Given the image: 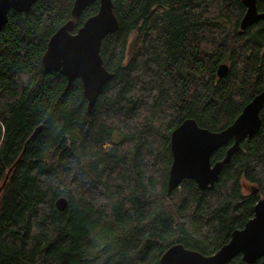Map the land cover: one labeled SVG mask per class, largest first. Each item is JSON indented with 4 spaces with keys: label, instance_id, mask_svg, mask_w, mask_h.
<instances>
[{
    "label": "trees",
    "instance_id": "obj_1",
    "mask_svg": "<svg viewBox=\"0 0 264 264\" xmlns=\"http://www.w3.org/2000/svg\"><path fill=\"white\" fill-rule=\"evenodd\" d=\"M74 1L37 0L0 27V264H159L174 244L214 254L264 196V107L212 189L184 179L168 193L170 135L188 118L222 131L264 89V19L241 30V0H112L119 28L100 49L112 77L88 112L81 81L42 64Z\"/></svg>",
    "mask_w": 264,
    "mask_h": 264
},
{
    "label": "water",
    "instance_id": "obj_2",
    "mask_svg": "<svg viewBox=\"0 0 264 264\" xmlns=\"http://www.w3.org/2000/svg\"><path fill=\"white\" fill-rule=\"evenodd\" d=\"M37 0H0V27L7 21L10 11L18 13L29 11ZM97 0H75L71 18L61 25L50 37L42 57L46 71L60 72L71 84L79 79L91 112L102 89L111 79L104 66L100 49L104 38L117 31L118 19L114 13L112 0H98V11L88 17L76 32L74 20L84 9ZM245 13L240 21V29L264 19V11H259L257 0H241ZM228 65L221 64L217 69L219 78L228 72ZM264 107V89L247 103L234 122L219 132L200 127L194 119L184 120L170 135L172 162L168 177V193L178 188L184 179L194 180L200 189H212L225 164L239 151L247 138L257 134L261 127L260 112ZM40 130L38 127L34 133ZM222 160L211 162L212 154L222 146L228 145ZM11 170V169H10ZM8 171L1 188L9 176ZM250 191L256 192L255 186ZM56 207L64 210L66 200L59 198ZM237 255L249 264L264 256V196L254 206V215L245 225L231 233L227 243L214 254L205 256L188 249L182 244L170 246L160 257L159 264H227Z\"/></svg>",
    "mask_w": 264,
    "mask_h": 264
},
{
    "label": "rangeland",
    "instance_id": "obj_3",
    "mask_svg": "<svg viewBox=\"0 0 264 264\" xmlns=\"http://www.w3.org/2000/svg\"><path fill=\"white\" fill-rule=\"evenodd\" d=\"M250 187H251V186H248L246 189H247V190H250Z\"/></svg>",
    "mask_w": 264,
    "mask_h": 264
},
{
    "label": "bare ground",
    "instance_id": "obj_4",
    "mask_svg": "<svg viewBox=\"0 0 264 264\" xmlns=\"http://www.w3.org/2000/svg\"><path fill=\"white\" fill-rule=\"evenodd\" d=\"M188 119H192V118H188ZM186 120V119H185ZM197 123V122H196ZM198 124V123H197ZM177 128V127H176Z\"/></svg>",
    "mask_w": 264,
    "mask_h": 264
}]
</instances>
